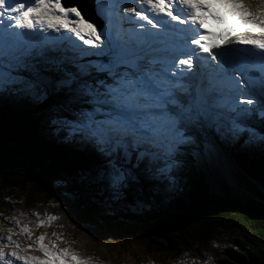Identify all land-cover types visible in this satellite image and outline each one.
<instances>
[{
    "label": "snow or ice",
    "instance_id": "obj_1",
    "mask_svg": "<svg viewBox=\"0 0 264 264\" xmlns=\"http://www.w3.org/2000/svg\"><path fill=\"white\" fill-rule=\"evenodd\" d=\"M104 3L95 0L98 15ZM121 3L131 5L123 9L129 15L120 16ZM112 8L130 25L126 36L98 29L75 4L64 6L62 0H0V92L48 103L54 124L60 123L58 106L50 97L59 89L87 103L71 121L79 134L74 139L100 158L103 178L114 190L131 178L133 158L138 165L153 149L174 152L197 129L213 147L215 136L208 133L215 127L226 142L246 137L264 150V0H113ZM205 13L236 23L213 31L205 26ZM170 39L179 47L170 50ZM65 43L78 50L80 60L106 59L76 63V57L56 55ZM241 45L249 46L244 56L230 51ZM248 57L258 63L259 76L248 74ZM257 115L261 134L247 126ZM42 224L38 219L37 226ZM21 231L28 232L27 226ZM0 240V264H91L54 243H38L45 259L25 255L11 229Z\"/></svg>",
    "mask_w": 264,
    "mask_h": 264
},
{
    "label": "trees",
    "instance_id": "obj_2",
    "mask_svg": "<svg viewBox=\"0 0 264 264\" xmlns=\"http://www.w3.org/2000/svg\"><path fill=\"white\" fill-rule=\"evenodd\" d=\"M8 91L0 92V216L21 198L34 207L68 197L80 223L109 232L123 226L146 252L198 259L236 246L244 264H264V150L258 141L226 142L237 182L224 183L221 193L210 191L206 173L195 166L180 174L175 160L146 157L137 165L133 158L134 171L114 203L100 158L80 142H64L75 133L69 124L83 102L59 89L50 97L58 106L60 123L54 124L48 103L28 113Z\"/></svg>",
    "mask_w": 264,
    "mask_h": 264
},
{
    "label": "rangeland",
    "instance_id": "obj_3",
    "mask_svg": "<svg viewBox=\"0 0 264 264\" xmlns=\"http://www.w3.org/2000/svg\"><path fill=\"white\" fill-rule=\"evenodd\" d=\"M97 59L102 60L101 57L87 55L83 57V60L78 58L77 63H84L89 60L93 62L99 61ZM68 67L75 71L71 64H68ZM20 74L27 75L28 73L26 70H20ZM53 75L56 74L53 73ZM97 76L98 74L92 73L93 78ZM8 92L9 100L12 103L25 105L24 110H29L27 111L28 113L33 110L35 104L43 103L42 100L34 99L31 95L21 92L16 94ZM88 107L87 103H83L81 109H87ZM24 110L16 105L15 113L26 120L25 115H23ZM69 125L71 126V123ZM247 126L256 127V131L259 134L262 126L258 115L253 121L247 123ZM195 131L186 133L188 142L184 145L185 147L178 146L174 152H166L164 155H161L163 152L161 150L166 148L153 149L154 155L147 158L149 162H155L158 159L165 158V156L170 160H175L177 172H180V174H188V172H191L192 166H195L206 173L210 191L221 193L224 183L235 185L237 182L234 162L230 156H227L225 151L219 150L222 156L226 158L223 164L227 169L231 170L234 177V183H232L233 181H227L224 176H220L217 164H215L209 151V143H205L203 147H200L199 135ZM67 132L69 133V130ZM215 132V127L211 128L213 136H215ZM78 135V133H71L70 138L64 139V142L68 143V139H70L69 143L72 145L76 140L74 138ZM197 146L200 152L196 150ZM212 147L211 145L210 148ZM188 148H191V150H188ZM180 164H182V167L179 166ZM84 182L85 184L88 183L86 180ZM112 189V187L109 189L110 194L107 198L116 203L121 197L120 193H123L125 189L123 186V190H118L119 195ZM7 208L0 216V237H7L8 229H11L12 239L19 243L23 254L36 256L40 259H45V256L39 249L38 243H43L49 247L54 243L57 249L67 248L78 257L90 260L91 264H244L242 255L236 246H232L230 249H222L219 256H207L198 259L191 256L171 259L170 257L167 258L146 252L138 243V239L126 232L123 226L115 227L109 232L108 230L80 223L77 211L71 205L68 197H64L59 202L45 203L34 207L26 206L23 198H21L18 203L9 205ZM49 216H55L57 219L49 220ZM38 219L44 221V224L37 226ZM25 225L28 228V232L21 231ZM41 235L44 236V239L38 242L37 237ZM0 243H3V241L0 240Z\"/></svg>",
    "mask_w": 264,
    "mask_h": 264
},
{
    "label": "bare ground",
    "instance_id": "obj_4",
    "mask_svg": "<svg viewBox=\"0 0 264 264\" xmlns=\"http://www.w3.org/2000/svg\"><path fill=\"white\" fill-rule=\"evenodd\" d=\"M109 1L110 0H105V3L102 5V9L104 8V5L105 4H108L109 3ZM252 7L255 8V3L254 2L252 4ZM177 10H179V9H177ZM94 13L96 14L97 17H99L102 20V18H103V12H101L99 15L97 14L96 7H95V3H94ZM100 29L101 30H104V29H106V26L103 25L102 28H100ZM120 30H121V34L122 35H125V36L127 35V33H128L127 30H122V29H120ZM60 48H61V51H58L56 53V55H58V56L63 55V56L69 57V58L76 57L77 59H76L75 62L76 63L78 62V58H79L78 50H74L71 45H68L66 43L65 44H61L60 45ZM98 57H100V56H98ZM97 60H99V59H97ZM205 71H207V69ZM209 149H210L209 151H210V153H211V155L213 157V160H214L215 164H217V167L219 169L220 176H224L227 181L228 180H231V182L233 181L232 183H234L233 175H232L231 170L230 169H227V167L223 164V161H224L225 158L222 156V154L220 152H218L216 150H213L210 147H209ZM165 158H167V157L165 156Z\"/></svg>",
    "mask_w": 264,
    "mask_h": 264
},
{
    "label": "water",
    "instance_id": "obj_5",
    "mask_svg": "<svg viewBox=\"0 0 264 264\" xmlns=\"http://www.w3.org/2000/svg\"><path fill=\"white\" fill-rule=\"evenodd\" d=\"M64 1L68 4H76L87 17L90 18L93 16L94 0H71L70 2H67V0Z\"/></svg>",
    "mask_w": 264,
    "mask_h": 264
}]
</instances>
